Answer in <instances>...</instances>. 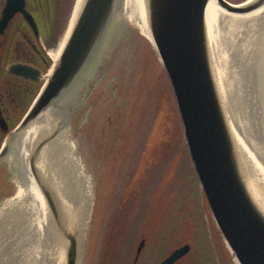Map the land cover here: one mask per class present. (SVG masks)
I'll list each match as a JSON object with an SVG mask.
<instances>
[{"label": "rangeland", "instance_id": "obj_1", "mask_svg": "<svg viewBox=\"0 0 264 264\" xmlns=\"http://www.w3.org/2000/svg\"><path fill=\"white\" fill-rule=\"evenodd\" d=\"M47 1L50 10H59V3L66 7L57 50L76 0ZM227 1L240 4L247 0ZM222 24L215 28L213 45L226 81L232 75L228 49L241 40L251 41L253 34L264 41V19L252 25L242 22L236 34L228 30V23ZM128 28L116 61L104 77L103 86L114 87L111 100L107 103L103 96V103H90L78 116L71 114L69 123L63 115H55L48 128L51 132L58 126L54 167L60 179L68 178L88 193L85 231L78 236L79 264H160L185 244L191 250L176 264H236L212 219L156 49L130 23ZM74 156L81 161L79 169ZM11 177L17 181L18 175ZM13 189L1 198L2 204L17 196L16 183ZM78 198L77 193L75 201ZM59 215L63 224L60 207ZM76 227L74 223L68 230L74 233ZM142 240L144 248L136 259Z\"/></svg>", "mask_w": 264, "mask_h": 264}, {"label": "water", "instance_id": "obj_2", "mask_svg": "<svg viewBox=\"0 0 264 264\" xmlns=\"http://www.w3.org/2000/svg\"><path fill=\"white\" fill-rule=\"evenodd\" d=\"M211 1L146 0L151 43L169 79L194 170L227 250L236 264H264V204L251 187L246 165L250 169L254 164L244 158L238 146L225 105L224 87L207 23ZM215 1L226 12L242 16L264 7V0H247L240 4ZM18 2L20 5L15 7ZM17 12L24 14L38 35L37 25L26 11L24 0H8L0 31ZM128 26V20L120 16L119 0H84L72 25L69 24L59 56L38 95L0 149V167H9L18 177L22 173L19 167L29 158L30 171L57 222L61 221L59 202L46 180L47 173L41 176L37 165L57 136L58 126L40 136L31 149L23 146L24 136L39 124L50 125L55 115H63L69 123L71 114L78 116L87 108ZM259 43L264 51V41ZM109 52L112 56L106 59ZM10 72L37 81L42 77L39 70L27 65H13ZM91 74H95L96 81L85 90L84 80ZM73 102L76 106L71 108ZM1 124L5 127L3 121ZM68 229L63 226L68 240L67 264H79V235ZM144 244V241L140 243L137 258ZM190 250L191 246L185 244L160 264H176Z\"/></svg>", "mask_w": 264, "mask_h": 264}, {"label": "bare ground", "instance_id": "obj_3", "mask_svg": "<svg viewBox=\"0 0 264 264\" xmlns=\"http://www.w3.org/2000/svg\"><path fill=\"white\" fill-rule=\"evenodd\" d=\"M84 0H76L70 23L72 25ZM254 0H250L252 2ZM119 13L128 20L133 29L151 42L147 22L146 0H119ZM264 18V7L248 15H234L222 9L215 0L209 3L207 23L214 42L215 28L219 23L229 24L233 34L242 30V22L252 25ZM251 41L231 45V77L223 79L225 105L234 127V135L244 158L252 167L246 170L253 192L264 204V51L260 41L253 34ZM63 45V41L60 47ZM230 46V44L228 45ZM214 47V45H213ZM60 48L51 50L56 61ZM215 53V51H214ZM220 71V68H219ZM48 124H39L24 136L23 146L31 149L40 136L49 133ZM33 138V139H32ZM73 148V147H71ZM58 144L55 140L41 155L38 170L47 173V180L53 190L63 217V224L53 219L47 202L34 179L29 158L19 168L17 196L0 207V264H65L68 240L63 231L76 223L77 234L84 235L88 214V193L82 186H73L69 179H60L54 167L58 158ZM74 149V148H73ZM75 150V149H74ZM75 153V151H74ZM75 166L81 164L77 156ZM79 195L75 201V194ZM86 202V204H85Z\"/></svg>", "mask_w": 264, "mask_h": 264}, {"label": "flooded vegetation", "instance_id": "obj_4", "mask_svg": "<svg viewBox=\"0 0 264 264\" xmlns=\"http://www.w3.org/2000/svg\"><path fill=\"white\" fill-rule=\"evenodd\" d=\"M24 2L26 11L30 13L35 20L38 35L25 19L22 12L15 13L10 19L7 27L3 31H0V139L1 136L3 138L2 141L0 140V148L9 136L10 131L15 129L22 121L24 115L39 93L45 81L44 76L49 72L54 63V59L51 57L50 52L51 50H56V39L62 30H64L63 26L66 19V7L63 5L64 12H60L61 8H63L60 3L57 5L59 10H50L51 8L47 0H24ZM7 4L8 0H0V21L4 16V10ZM18 5H20V2L16 3L15 7ZM40 18L41 20L43 19V26L40 24ZM111 54L112 53L109 52V56L106 59L111 58ZM117 56L118 54L115 55L113 60L106 67V76L108 69L114 65ZM19 64L39 70L42 74L41 80H32L11 73L10 67ZM104 77L105 74L100 85L90 96L88 106L94 101L103 103V96H106L107 103L111 100L112 94L110 92H112L114 87H104ZM95 81V74H91V76L84 80L85 84L83 88L88 90L90 87L94 86ZM78 95H80V93ZM31 96L33 97L32 101L30 100V105L23 111L24 105ZM75 106L76 103L73 102L70 107L73 108ZM1 121H3L5 127L2 126ZM12 174L13 172L9 167L7 169H2L0 167V200L4 196L12 194L14 191L13 185L14 183L17 184V181L11 177ZM1 204L2 202L0 201V205Z\"/></svg>", "mask_w": 264, "mask_h": 264}]
</instances>
